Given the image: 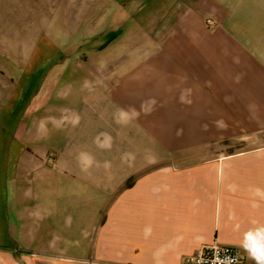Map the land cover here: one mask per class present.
<instances>
[{"label": "crops", "instance_id": "0c3cea01", "mask_svg": "<svg viewBox=\"0 0 264 264\" xmlns=\"http://www.w3.org/2000/svg\"><path fill=\"white\" fill-rule=\"evenodd\" d=\"M19 1L44 12L19 60L41 67L66 29L120 64L70 92L65 128L45 119L59 165L25 149L36 70L11 111L0 99V264H183L214 243L255 264L241 243L264 225V0ZM232 141L246 148H208ZM169 152L208 159L154 162Z\"/></svg>", "mask_w": 264, "mask_h": 264}, {"label": "rangeland", "instance_id": "374dc122", "mask_svg": "<svg viewBox=\"0 0 264 264\" xmlns=\"http://www.w3.org/2000/svg\"><path fill=\"white\" fill-rule=\"evenodd\" d=\"M43 13L38 9L34 11L27 7H24L23 11V4L19 0H0V99L2 97L6 99L4 104L11 111L20 97L22 71L24 69V72L36 70L29 79V87L36 89L39 94H36L38 97L34 103L29 101L28 107L22 115L20 114V118L23 120V125L20 128L23 129L22 136L25 140H32L31 143L24 141L25 149L32 153L40 152L36 155L40 157L43 165L49 167L60 164L62 147L51 146V144L48 146L44 143L46 135H50L48 132L51 128L44 124L45 119H53L57 125L56 128H65L68 120V106L72 103L70 92L82 88L86 78L90 85L96 86L98 70L107 71L112 67H118L120 63L111 58V61L104 60L103 63H99V53L96 51L98 47L95 45V41L76 40L78 46L68 45L70 42L68 32L71 31L66 29L57 31V35L62 39H58V42L62 41L61 43L64 45L51 47L50 52L47 50L45 55H51L42 61L41 67L40 61L19 60L25 56L22 51L23 47L20 46L22 43L20 39L27 32L26 27L32 26L34 19L39 15H44ZM2 91L3 93H1ZM36 100L38 102L35 103ZM49 137H52L51 142L59 139L54 136ZM210 145L208 148L212 151L216 150L217 153L221 150L234 153L246 148V143L241 141L218 142ZM162 156L154 158V162L162 161L164 164L181 166L208 159L205 157H182L175 152H169L167 156L164 154Z\"/></svg>", "mask_w": 264, "mask_h": 264}, {"label": "built area", "instance_id": "2783aa9c", "mask_svg": "<svg viewBox=\"0 0 264 264\" xmlns=\"http://www.w3.org/2000/svg\"><path fill=\"white\" fill-rule=\"evenodd\" d=\"M213 25L211 20L208 21ZM234 258L236 264H245L243 252L238 247L214 243L205 245L194 255L187 257L183 264H226L224 257Z\"/></svg>", "mask_w": 264, "mask_h": 264}, {"label": "clouds", "instance_id": "9594fccd", "mask_svg": "<svg viewBox=\"0 0 264 264\" xmlns=\"http://www.w3.org/2000/svg\"><path fill=\"white\" fill-rule=\"evenodd\" d=\"M241 247L255 264H264V225L250 229L244 234ZM226 264H236L234 258L224 257Z\"/></svg>", "mask_w": 264, "mask_h": 264}]
</instances>
